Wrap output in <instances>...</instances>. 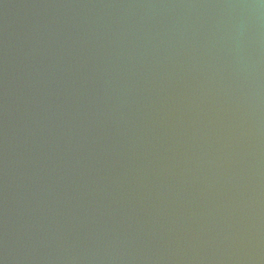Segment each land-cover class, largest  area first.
<instances>
[{
	"label": "water",
	"instance_id": "95a60500",
	"mask_svg": "<svg viewBox=\"0 0 264 264\" xmlns=\"http://www.w3.org/2000/svg\"><path fill=\"white\" fill-rule=\"evenodd\" d=\"M0 264H264V0H0Z\"/></svg>",
	"mask_w": 264,
	"mask_h": 264
}]
</instances>
